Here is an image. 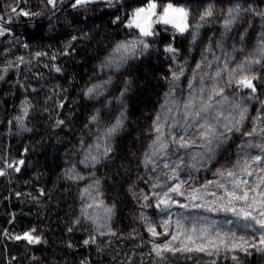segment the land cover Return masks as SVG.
Listing matches in <instances>:
<instances>
[{"label":"trees","instance_id":"trees-1","mask_svg":"<svg viewBox=\"0 0 264 264\" xmlns=\"http://www.w3.org/2000/svg\"><path fill=\"white\" fill-rule=\"evenodd\" d=\"M21 1L27 17L0 39V264H150L141 222L158 208L151 201L140 206L138 195L146 188L143 160L154 140L153 123L173 80L174 60L195 62L224 19L218 10L204 20L188 12V27L202 24L197 48L184 33L156 25L148 47L137 48V61L112 67L111 54L137 33L128 28L133 13L167 0H95L73 7L75 0L47 22L37 20L44 0ZM249 26L253 31L257 22ZM169 46L175 51H166ZM255 97L264 99L263 91ZM119 98L125 121L95 169L117 236L99 238L82 216L80 186L66 180V170L90 142L94 115L100 112L108 124ZM240 264H254L253 258Z\"/></svg>","mask_w":264,"mask_h":264},{"label":"rangeland","instance_id":"rangeland-1","mask_svg":"<svg viewBox=\"0 0 264 264\" xmlns=\"http://www.w3.org/2000/svg\"><path fill=\"white\" fill-rule=\"evenodd\" d=\"M19 1L0 0V39L16 30L27 17ZM65 1L58 4L55 0L53 5L44 0V15L37 20L54 19L66 7L50 16ZM149 4L143 8L147 10ZM169 4L184 9L186 23L188 12L193 10L200 16L208 10H218L224 22L212 45H205L195 62L190 56L184 64L173 62V75L178 79L173 76L154 120V140L143 160L146 188L138 195L143 199L140 206L151 201L158 208L154 218L141 222L146 233V258L150 264H240L245 257H251L254 264H264V245L260 244L264 228L257 223L264 221V99L255 97L259 90L264 93V0H228L218 4L212 0H190L178 5L167 0L156 4V16ZM169 18L179 22L178 15L171 11ZM229 19L232 23L225 28ZM256 22L257 28L252 31L249 24ZM156 25L167 33H180L164 23H154L152 31ZM128 28L137 33L125 44L136 42L135 49H116L109 58L112 67L137 61L141 56L137 48L143 46L139 41L150 37L141 35L134 25ZM202 30V24L194 22L183 33L197 48L203 43ZM194 50L192 47L191 55ZM243 77H256L252 80L255 92L239 84ZM92 89L95 91V87ZM94 93L101 94L102 90ZM122 100H116L119 109L108 124L102 123L100 112L94 115L96 129L90 142L83 147L81 159L66 170V180L80 186L82 216L99 238L117 236L114 211L99 192L95 169L112 148L125 121ZM112 103L113 100L111 106ZM19 124L17 120V128L21 129ZM113 128L116 130L110 134ZM179 135L185 137L187 146L173 141Z\"/></svg>","mask_w":264,"mask_h":264},{"label":"snow or ice","instance_id":"snow-or-ice-1","mask_svg":"<svg viewBox=\"0 0 264 264\" xmlns=\"http://www.w3.org/2000/svg\"><path fill=\"white\" fill-rule=\"evenodd\" d=\"M91 2V0H76V4L73 5V7H75L76 5L82 4V3H89ZM48 3L50 4H55V0H48ZM156 4L155 3H150L148 9H138L136 11V13L134 14V19L132 21H130L129 23V27H132L133 25L139 29L141 35L147 37V36H152L154 33L152 31V26L154 23H164V24H171L173 25V27H175L180 33H183L184 31H186L188 25L185 22L186 21V17H187V13L184 11L183 8H173V6L171 4H169L167 7H165L162 10V13L159 16H156ZM13 12L16 11L15 8L12 9ZM175 13L178 15L179 17V22H177L176 19L173 18H169V12ZM233 12V9L229 10V16L231 17ZM24 15H28V13H23ZM211 11L208 10L205 12L204 16L201 17L202 20H204L205 16H211ZM153 16H156V19L153 20ZM232 23V20L229 19L228 21L225 22V28H228V26ZM3 32H0V35H2ZM135 43L136 42H132L131 45H126V44H121L119 47L124 49V51H129V48L131 47V49L134 51L135 49ZM139 43L143 44L145 48L148 47V45L144 42V41H139ZM166 51L168 52H174L175 49H173L171 46H169ZM257 63H259V61H256ZM58 70V69H57ZM175 79H178V76L174 75ZM256 79V77H252L251 79L247 78V77H243L240 79L239 84L242 87H246V88H250L252 90V92L256 91L255 86L252 83V80ZM89 93H91L93 91V89H89L88 90ZM245 111H247L245 109ZM197 115H199V113H197ZM241 119H243V113H241ZM119 123V122H118ZM202 127V126H201ZM116 129L113 128L110 130V134L111 132H114ZM157 131L159 132L160 129L157 128ZM173 141L175 143H179L181 144V146H187V141L185 140V137L183 135H179L178 139L176 137H173ZM210 143V141H209ZM20 164H23V161L19 162ZM12 165H9V167H11ZM167 166V165H165ZM17 171H19V168H16ZM2 174V173H0ZM231 175V174H230ZM248 215V214H245ZM262 215H264V213H262ZM257 223H259L261 225L262 228H264V221H257ZM155 231L153 230V235H155ZM21 237H17V239H20ZM25 239H28L29 242H36L39 243V238L38 237H33L30 233H25V236L23 237ZM88 241H85V244H87ZM245 243H247L245 241ZM260 244L264 245V236L261 237L260 239ZM235 247V245H234Z\"/></svg>","mask_w":264,"mask_h":264},{"label":"water","instance_id":"water-1","mask_svg":"<svg viewBox=\"0 0 264 264\" xmlns=\"http://www.w3.org/2000/svg\"><path fill=\"white\" fill-rule=\"evenodd\" d=\"M72 1H74V0H66L63 4H62V6L54 13V14H52L51 16H50V18H52V17H54L55 15H57V14H59L65 7H67ZM17 2L18 3H20V1L19 0H17ZM13 12V11H12ZM49 18V19H50ZM47 21V20H46Z\"/></svg>","mask_w":264,"mask_h":264}]
</instances>
